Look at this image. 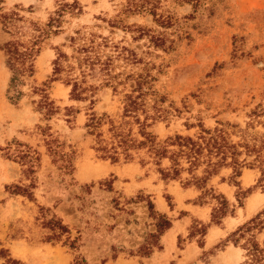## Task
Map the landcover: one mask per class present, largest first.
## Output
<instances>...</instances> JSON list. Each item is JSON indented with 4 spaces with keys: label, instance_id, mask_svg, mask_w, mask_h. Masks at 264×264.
Instances as JSON below:
<instances>
[{
    "label": "rangeland",
    "instance_id": "1",
    "mask_svg": "<svg viewBox=\"0 0 264 264\" xmlns=\"http://www.w3.org/2000/svg\"><path fill=\"white\" fill-rule=\"evenodd\" d=\"M73 1L0 0V13L14 10L21 16L8 20L7 27L0 23V45L28 38L29 20L46 21L59 3ZM127 1L78 0L80 13L65 14L63 32L52 36L51 45L36 57L35 73L25 78L21 88L25 94L17 105L7 98L10 72L0 49V251L24 264H74L76 257L87 264H243L244 250L225 239L264 208V177L258 168L244 167L237 177L231 168H223L211 177L206 190L212 187L223 193L235 208L232 215L214 224L211 211L216 201L205 188L164 180L153 164L142 165L137 158L127 162L99 158L92 148L93 137L84 127L89 102L70 99V87L62 81L51 82L49 89L60 112L45 120L34 109L32 100L38 96L31 94V85L51 77L55 57L51 46L68 42L75 30H81L87 36H99L98 41L107 38L104 54H117L111 44L134 54L136 61L113 60L115 72H125L122 79L128 73L155 76V88L174 101L179 112L151 128L159 138L192 135L199 122L210 128L225 124L234 141L252 142L261 136L264 126L249 115L257 104L264 105V0H199L197 4L147 0L145 5H154V13L128 9ZM64 50L71 53L74 48ZM125 86H134V81L127 80ZM95 98L97 111L114 114L118 110V96L110 88H100ZM69 106L74 118L67 122L63 113ZM37 124L49 125L64 142V150L74 151L72 174H62L52 163ZM12 139L40 153L31 200L5 188L29 182L22 180L21 164L4 156L2 148ZM187 176L184 173L182 181ZM238 186L249 189L241 206ZM148 200L153 202L151 214ZM40 206L69 227L75 248L61 241H44L46 228L35 218ZM158 213L165 214L172 225L156 238L148 254L141 253L140 245L156 233ZM201 224L208 225L204 235L194 231ZM257 238L264 240V229Z\"/></svg>",
    "mask_w": 264,
    "mask_h": 264
},
{
    "label": "trees",
    "instance_id": "2",
    "mask_svg": "<svg viewBox=\"0 0 264 264\" xmlns=\"http://www.w3.org/2000/svg\"><path fill=\"white\" fill-rule=\"evenodd\" d=\"M180 1L196 4L199 2V0ZM146 2L147 0H142L138 4L136 0H128L127 6L134 11L148 9L147 11L154 13V5L147 7ZM80 10L78 0L71 3L61 2L46 21H28L30 25L28 38L10 39L0 45L5 55V66L10 72L6 93L12 104L17 105L25 94L21 88L26 84L25 78L35 73L36 57L44 47L51 45L49 40L52 36L63 32L62 23L65 14L77 15ZM15 17L21 16L14 10L1 12L0 23L7 27L8 20ZM98 37L93 33L87 36L85 32L75 30L74 35L69 36L68 42L51 46L55 49L51 77L44 82L31 85V94L38 96L37 99L32 100L35 111L45 120L51 119L60 112L61 107L50 97L49 89L51 82L62 81L70 87V99L89 102V112L86 113L84 127L86 133L93 137L92 148L99 158L109 159L111 162L120 160L127 162L137 158L142 165L153 164L164 180H180L186 187L205 188V192L216 201L212 206L211 221L220 224L225 216L234 213V204L223 193L216 192L212 187L206 190V185L211 177L217 175L223 168H231L232 176L237 177L241 174L242 168L256 167L263 178L264 132L252 142L245 139L234 141L224 127L225 124L218 122L220 126L210 128L199 122L196 125L198 130L192 135L174 133L164 139L159 138L151 128L158 122H168L173 112H179L174 101L169 100L166 93L155 88L154 81L157 80L155 76L141 73L134 76L128 73L122 79L125 72H115L113 60L122 57L126 61H136L134 54L126 47H118L116 44L110 45L114 51L118 50L114 57L108 53L104 54L102 52L105 51L109 41L105 37L98 41ZM64 47L74 50L67 53ZM89 77L98 80V85L89 83ZM129 79L134 81V86L128 88L125 84ZM119 85H122L121 89L118 88ZM106 87L111 89L113 95L118 96L119 106L114 114L99 112L94 108L97 91ZM64 111L66 121H72L74 118L72 107H64ZM249 116L264 126V105L257 104ZM190 126L193 125H189L188 128ZM37 128L43 136L52 163L57 165L62 174H72L75 169L74 151L64 150V142L51 131L49 125L37 124ZM13 143L15 145L11 146ZM2 149L5 150L4 156L7 159L21 164V174L24 177L22 180H29L28 183L20 181L6 185V190L11 188V193L33 199L40 153L16 139H12ZM184 173L189 176L182 181ZM92 185L93 183H90L87 186ZM248 192L249 189L241 190L238 186L236 197L239 206L242 205V199ZM166 198L169 199V195H166ZM147 204L150 214L153 213V202L148 200ZM49 211V208L40 206L35 217L46 228L44 241H61L62 244L75 248V238H71L69 227L55 213ZM155 220L156 233L150 234V238L140 245L141 253L148 254L155 245L156 238L172 225L171 220L163 213H158ZM207 227L208 225H195L194 231L204 235ZM262 229H264V208L226 237V242L230 241L244 250L243 264H264V240L260 242L257 238V234ZM0 257L4 259L3 264H24L21 260L5 255L1 251ZM74 264H87V262L84 258L76 257Z\"/></svg>",
    "mask_w": 264,
    "mask_h": 264
}]
</instances>
